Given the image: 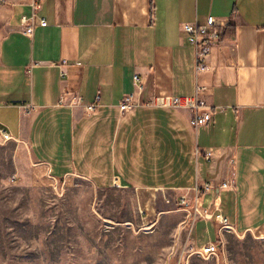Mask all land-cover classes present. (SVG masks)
<instances>
[{"label":"crops","instance_id":"0c3cea01","mask_svg":"<svg viewBox=\"0 0 264 264\" xmlns=\"http://www.w3.org/2000/svg\"><path fill=\"white\" fill-rule=\"evenodd\" d=\"M37 1L32 37L21 32L30 0L0 2V126L14 137L0 144V184L26 178L32 161L54 180L107 194L105 221L141 232L181 225L200 249L221 227L188 223L181 197L191 205L197 184L234 171L236 188L212 191L205 205L218 204L236 235L264 239V0ZM209 16L225 24L223 43L198 74L181 27ZM198 86L213 109L198 130L189 110L146 105L156 95L194 96ZM131 94L141 105L122 112ZM77 97L97 110L69 106Z\"/></svg>","mask_w":264,"mask_h":264},{"label":"rangeland","instance_id":"374dc122","mask_svg":"<svg viewBox=\"0 0 264 264\" xmlns=\"http://www.w3.org/2000/svg\"><path fill=\"white\" fill-rule=\"evenodd\" d=\"M28 165L26 178L0 184V264H264V239L220 229L221 253L200 255L198 250L218 241L198 249L181 225L174 232L176 224L163 221L157 231L141 232L107 222L100 201L107 194L84 180L57 181L32 161ZM190 193L192 204L183 208L190 207L186 219L192 224L204 217L195 215ZM201 204L207 208L204 199Z\"/></svg>","mask_w":264,"mask_h":264},{"label":"built area","instance_id":"2783aa9c","mask_svg":"<svg viewBox=\"0 0 264 264\" xmlns=\"http://www.w3.org/2000/svg\"><path fill=\"white\" fill-rule=\"evenodd\" d=\"M5 3L7 0H0ZM24 3L25 0H20ZM32 8V15L30 17H24L21 21V32L25 35L32 37L34 34L36 19H38V12L41 5L37 0H30L28 3ZM40 26L46 27L48 24L46 20L40 19ZM225 24L220 22L216 17L209 16L204 24L200 23H184L182 24V31L187 37L189 45L195 50V66L198 74L204 73L210 69L209 59L216 48L223 43V31ZM34 64L32 65V67ZM66 73L62 71V76ZM134 81L137 85L139 93L143 92L144 82L138 76L135 75ZM204 88L198 86L194 96H171V95H156L152 100L146 103L147 106H156L163 108H172L177 110H189L193 116L191 119V125L194 129L198 130L200 127L209 124L213 118V109L211 105L201 97ZM60 104H66V98L63 96ZM69 106L83 105L85 111L93 113L97 110V104L85 105L81 97H77L74 101L68 103ZM141 105L139 102L136 103L134 94L126 97L121 105L122 112H127L135 106ZM14 137L11 132L0 126V144H5L13 141ZM214 156L212 151L206 152L205 157L207 160H211ZM231 164H235V161H231ZM236 188V176L235 172L230 178L225 180H213L203 184H197L192 191L195 194V201L193 211L195 215L204 218H210L216 220L222 229H228L235 233L234 227L229 223L228 219L223 217L220 207L218 204L213 203L210 208H205L201 201L214 190H226ZM182 207H188V196L184 195L181 197ZM222 244L221 241L210 244L205 248L197 251L198 254L207 257H217L221 252Z\"/></svg>","mask_w":264,"mask_h":264}]
</instances>
